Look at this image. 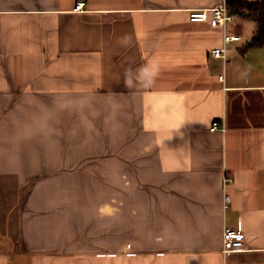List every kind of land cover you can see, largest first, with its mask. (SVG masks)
Returning a JSON list of instances; mask_svg holds the SVG:
<instances>
[{
  "label": "crops",
  "instance_id": "crops-1",
  "mask_svg": "<svg viewBox=\"0 0 264 264\" xmlns=\"http://www.w3.org/2000/svg\"><path fill=\"white\" fill-rule=\"evenodd\" d=\"M84 1L0 0V264H264L255 20Z\"/></svg>",
  "mask_w": 264,
  "mask_h": 264
},
{
  "label": "built area",
  "instance_id": "built-area-1",
  "mask_svg": "<svg viewBox=\"0 0 264 264\" xmlns=\"http://www.w3.org/2000/svg\"><path fill=\"white\" fill-rule=\"evenodd\" d=\"M86 7L84 0H77L75 10L82 11ZM234 18V15L230 12L227 0H221V2L211 8L210 22L213 26L225 27L227 23ZM190 19L192 21H204L208 19L207 9H198L190 12ZM239 35H230L228 33L224 36V45L230 44L232 41L240 40ZM212 54L215 57L225 58V46L212 49ZM223 79V76H220ZM220 126L218 120L213 121L211 130H216ZM230 196L225 195V203L229 202ZM245 236L241 229H233L225 227L223 231V254H228L231 251L241 250L244 248Z\"/></svg>",
  "mask_w": 264,
  "mask_h": 264
},
{
  "label": "trees",
  "instance_id": "trees-1",
  "mask_svg": "<svg viewBox=\"0 0 264 264\" xmlns=\"http://www.w3.org/2000/svg\"><path fill=\"white\" fill-rule=\"evenodd\" d=\"M227 3L232 12L244 14V11L247 10V16L255 20L256 29L250 45L264 44V0H227Z\"/></svg>",
  "mask_w": 264,
  "mask_h": 264
}]
</instances>
